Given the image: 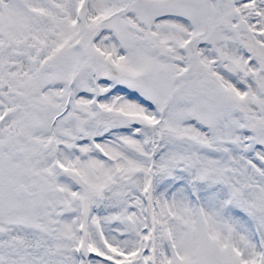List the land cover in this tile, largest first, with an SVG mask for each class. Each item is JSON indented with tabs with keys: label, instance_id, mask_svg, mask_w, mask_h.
<instances>
[{
	"label": "snow or ice",
	"instance_id": "1",
	"mask_svg": "<svg viewBox=\"0 0 264 264\" xmlns=\"http://www.w3.org/2000/svg\"><path fill=\"white\" fill-rule=\"evenodd\" d=\"M0 264H264V0H0Z\"/></svg>",
	"mask_w": 264,
	"mask_h": 264
}]
</instances>
